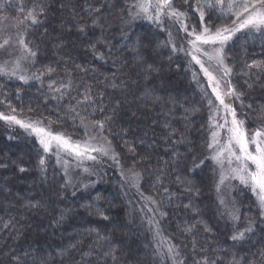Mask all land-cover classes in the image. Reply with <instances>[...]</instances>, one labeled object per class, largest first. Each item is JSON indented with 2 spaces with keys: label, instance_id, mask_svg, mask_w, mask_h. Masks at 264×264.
I'll use <instances>...</instances> for the list:
<instances>
[{
  "label": "trees",
  "instance_id": "trees-1",
  "mask_svg": "<svg viewBox=\"0 0 264 264\" xmlns=\"http://www.w3.org/2000/svg\"><path fill=\"white\" fill-rule=\"evenodd\" d=\"M43 3L47 16L39 17L42 23L31 27L27 33L31 47L39 53L31 63V70L36 73L52 66L56 72L51 80L47 76L42 78L43 87L40 81L24 84L15 77L0 74V101H3L0 113L12 114L7 107L10 103L18 117L42 119L45 125L52 121L54 130L78 138L83 135L79 119L74 121L67 110L69 105L76 106L78 100H83L87 87L90 86L96 103L106 105L109 111L120 101L122 107L110 131H105L104 135L120 153L124 169H132L134 160L151 154L150 164L137 163L134 170L141 174L143 193L153 197L161 211L168 213L163 219L164 228L172 243L179 246L181 259L193 264L194 260L207 255L220 257L227 264L233 254L251 256L252 252L258 253L264 247V232L259 227L256 237L241 247L230 239L233 228L225 227L224 220L218 217L212 162L207 160L203 169H198L194 175L188 172L194 156L198 158L197 163L207 157V112L185 59L171 54L168 48H156L167 39L166 33L154 35L157 30L140 21L127 34L130 39L121 38L119 22L128 10L126 0H43ZM0 4L6 6L0 10V16L15 18L19 5L31 8L33 0H0ZM176 6L180 7V0H176ZM89 8L101 10L89 12ZM215 17L214 13L216 24L230 23ZM93 20H98L103 29L93 27ZM196 22V19L191 21ZM82 26H87L84 31L80 30ZM149 35L154 36L152 47L146 52L141 48L144 63L137 64L131 50L139 38ZM238 36L227 49L228 63L235 68L233 84L244 94L246 106L252 105L251 110L246 107L245 113L250 118L246 127L252 129L259 126L256 118L264 119V80L256 81V70L251 78L245 75L243 66L252 60H264V36ZM92 44L97 45L96 52L102 53L103 59L94 55ZM57 45L62 47L57 48ZM148 65L154 69L151 74L147 72ZM77 66L90 71H72ZM114 76L117 77L115 81ZM69 80L72 87L66 91L63 101L52 99L48 84ZM113 83L118 87L113 88ZM249 84L253 86L250 88ZM83 109V104L77 107L80 114L86 116ZM91 110L87 108V112ZM100 118L99 115L95 117ZM122 130H127L128 134L123 135ZM182 139L184 143H176ZM141 140H144L143 146H140ZM125 141L136 146L138 155L128 153ZM174 154L181 157L178 164L173 162ZM40 155L43 152L35 141L8 130L0 120V264H9V253L23 257L26 251L30 258H38L37 264L41 256L49 258L53 264H154L153 245L126 218L128 207L119 189L124 184L119 182L117 174H106L104 181L74 196L68 188L61 189L65 180L52 157L48 158L46 177L41 174L38 169ZM21 167L26 171L20 172ZM157 174L162 175V186H154ZM188 182L199 189V195L185 191ZM165 187L169 193L163 191ZM169 194L173 195L171 202ZM234 199L243 213V221L252 219L259 223L258 204L252 194L241 187L236 190ZM37 201L43 206H29ZM189 203L199 215L184 208ZM97 204L101 207L97 208ZM100 212L109 219L102 220ZM61 215L64 219L57 224ZM5 224L11 227L5 229ZM193 224L197 225L195 234L183 233L185 227ZM205 225L212 228V232L206 234ZM244 226L240 224L241 228ZM17 235H20L18 240L14 239ZM97 241L106 251L114 252L117 259L113 261L111 256L105 259L96 255ZM194 241L198 244L195 253L199 255L193 252ZM77 242L78 247L70 256L61 257V252ZM155 264H159L157 258Z\"/></svg>",
  "mask_w": 264,
  "mask_h": 264
},
{
  "label": "snow or ice",
  "instance_id": "snow-or-ice-1",
  "mask_svg": "<svg viewBox=\"0 0 264 264\" xmlns=\"http://www.w3.org/2000/svg\"><path fill=\"white\" fill-rule=\"evenodd\" d=\"M127 3V0H126ZM6 7L0 4V10ZM27 5L21 4L17 8L18 15L15 18L0 16V52H6L10 59L4 60L0 63V74L9 75L15 77L27 84L30 80H36L41 82L43 87V77H48L51 80V75L56 72V69L52 66L46 67L43 71L27 74L23 70V64L32 61L35 62L38 56V51H34L31 47V42L27 40V33L33 26H39L42 21L39 17L47 16V7L43 3V0H33L31 8H27ZM128 15L132 20H145L157 31L154 35H160L167 32V39L156 45V48H168L171 54L184 53L185 56L190 57V63L198 65L200 72L207 78L208 86L211 88V94L215 97V101L208 99L209 108L212 113L209 116L210 122V137L207 143V149L210 155L204 159H200L197 163V157H193L192 166L188 169L190 174H195L199 169L202 170L207 160H211L215 168L213 169L214 175H217L215 181V190L217 193L218 209L217 215L220 219L224 220L225 227L231 226L233 228V235L231 241L233 244H239L241 247L253 237H256V228L259 227L261 232H264V119L256 118L258 127L255 131H249L246 127V122L250 119L247 114L245 118H239L237 109L234 106L235 101H240L241 107H245L243 104V93L237 91L235 85L232 83V77L235 74V68L228 63L229 57L227 55V49L231 43L238 39V34L251 35L259 33L264 36V0H180V7L176 6V0H133V3L128 5ZM183 9V10H181ZM99 8H89V12H100ZM216 14L215 19L229 20L230 23L216 24L213 19V14ZM193 19H196L195 24L191 23ZM11 20V23H4ZM93 27H101L103 25L98 20H93ZM82 26L81 31L85 30ZM172 27H175L177 33H183L182 43L177 45L175 42ZM11 29V31H10ZM46 34V33H45ZM125 38L130 39L127 34H124ZM153 35L141 37L137 40L136 45L132 48V52L136 56V63H144V57L140 55V50L143 48L145 52L152 47ZM143 42V43H141ZM99 43V42H98ZM57 48L62 45H57ZM96 44H92V51L94 55L99 59H103L102 53L96 52ZM14 57V58H12ZM246 71L245 75L251 78L253 70L257 71L256 81L264 80V60L257 61L252 60L243 66ZM81 72H88L90 69L77 66V69ZM154 71L152 65H148L147 72L151 74ZM70 74V73H69ZM148 76H145L147 79ZM113 81L117 77L112 78ZM195 79V74H194ZM59 84V87H56ZM113 88L118 87L117 84L111 85ZM253 85L249 84L251 88ZM72 81L67 83L61 81H51L48 84V90L52 94V99L57 102L63 101L67 90L71 89ZM58 94V95H57ZM207 95V93H205ZM215 102H218L215 103ZM3 103V101H0ZM84 105V111L86 116H82L80 111L77 110L79 105ZM11 109L12 114L0 113V120L5 121L8 125H18L24 129L30 136H35L38 145L42 149L43 155H40L38 160V169L42 175L46 177L48 158L51 155L56 157V165L60 166L64 172L65 183L61 185V189H66L72 183L70 178V168L72 164L75 167H81L86 161L99 162L103 158H108L113 161L117 167H121V155L116 151L111 140L104 135L105 131H110L111 125L117 116L118 110L122 107V103H117L109 111L108 107L103 104H97L95 99L91 95L90 86L86 88L83 93V100H78L76 106L69 105L68 113L73 117V120L79 119V127L84 131V137L74 140L70 135L62 131H56L52 127V121H48L47 125L44 124L42 119L37 120H25L18 118L15 114L16 109L9 103L7 105ZM91 107V112H87V108ZM251 110L252 105L246 106ZM31 111V109H29ZM223 112V123H217L219 113ZM107 113V115H105ZM99 115L100 119H95ZM135 116V113H133ZM87 117H91L88 119ZM230 117V119H229ZM167 126V125H166ZM218 130H223V135ZM123 135H127V130H122ZM177 141L176 143H184ZM144 145V140L140 141V146ZM124 147L127 148L128 153L133 156L138 155L136 146L133 143L125 141ZM68 157V159H65ZM181 160L179 154H174L173 162L178 164ZM150 164L151 154L141 157L139 161H133V168L129 170L131 173L130 179L134 186H138L141 174L136 172L135 165ZM84 172H89V168H84ZM148 169H145L147 171ZM20 172H25L26 169L21 167ZM125 173L121 168V177L123 178ZM179 180V177H178ZM239 181V183L246 188H250L251 191L256 194L258 201V211L260 213L256 220L249 219L246 222L243 221V213L241 209L235 206L234 201L226 200L222 195L225 188L228 187L232 181ZM183 183V182H182ZM155 184L163 185V178L161 174L156 175ZM81 187L87 189L90 185H81ZM165 193H169L168 188H163ZM188 193L195 192L199 195V189L195 188L190 182L187 183L185 189ZM75 196V192H73ZM173 198L172 194H169V202ZM97 197V201H99ZM145 199L151 200V197ZM152 203H157L152 200ZM32 208H40L43 205L37 201L36 203L29 205ZM101 207L97 204V208ZM185 209H192V211L199 215V212L193 207L191 203L184 205ZM159 211V205L157 206ZM150 211H152L150 209ZM168 213L159 211L160 219L166 218ZM102 220H108L103 212L99 213ZM64 216L61 215L56 221L57 224L61 223ZM159 220L153 223L152 219H149V224L153 225L155 229V235H160ZM244 223L243 228L240 224ZM10 224H5L4 228L9 229ZM197 225H189L183 229V233L195 234ZM204 232H212V228L207 225L204 226ZM20 235L14 237L19 239ZM207 238V237H205ZM255 241L252 247H255ZM78 243H73L69 246V249H65L61 252V257L65 254L71 255L72 251L76 250ZM198 244L194 241L192 248L193 252L197 249ZM2 251V249H0ZM30 251H40V249H30ZM92 250L90 249V252ZM251 251V249H250ZM154 264L156 258L162 261V264H187V260L179 259L180 252L179 246L174 244H168L164 251L160 250V245L157 244L154 248ZM96 255H102L103 258L109 256L113 261L117 259L114 252H109L104 249L103 244H99L97 241ZM199 255V253H195ZM87 255V254H86ZM37 264L38 258L35 256L29 257V252H25L23 257L15 254V252L9 253V264ZM83 259V257H82ZM39 264H53V262L47 258L41 256L39 258ZM193 264H224L222 258H209L207 255L203 256L199 260H194ZM227 264H264V247H261L257 252H252L251 256L244 254L241 256H233L227 261Z\"/></svg>",
  "mask_w": 264,
  "mask_h": 264
},
{
  "label": "rangeland",
  "instance_id": "rangeland-1",
  "mask_svg": "<svg viewBox=\"0 0 264 264\" xmlns=\"http://www.w3.org/2000/svg\"><path fill=\"white\" fill-rule=\"evenodd\" d=\"M132 3H133V0L128 1L127 7H128V5H130ZM128 11H129V8H128L127 12L125 13L124 17H122L120 22H119V31H120V37L121 38H124L125 37L124 34L125 33L128 34L130 32V29L134 25H136V23H138L140 21H145L142 19L132 20L131 17L128 15ZM145 22H147V21H145ZM4 23L10 24L11 20L5 21ZM171 30L173 32V36H174V39H175V42L177 43V45L182 43L183 33H177L175 27H172ZM10 31H11V29H10ZM165 33H166V37H167V32H165ZM257 34H259V33H254V34H251L250 36L254 38V36H256ZM238 35H243V34H238ZM176 54H178L180 57L185 59V65H187V68H188L189 74L192 78V81L194 83V86L204 101L205 111L207 112L206 135L208 136V141H209L210 123H213V122H210V120H209V116L212 113V110L209 108L208 99H212L213 101H215V97L212 96L211 88L208 86L207 78L204 77L202 72H200L199 66L190 63V57L185 56L184 53L181 52V53H176ZM12 58H14V57H12ZM8 59H10V57L8 56V54L6 52H0V63H2L4 60H8ZM31 63H32V61H28V62L23 64V70L27 74L33 73L31 70ZM194 74H195V79H194ZM1 75H5V74H1ZM6 76H9V75H6ZM31 81H33V80H30L29 82H31ZM232 83H233V77H232ZM235 87H236L237 91L240 92L238 87L237 86H235ZM205 93H207V95H205ZM242 100H243V104L245 107H241L240 101H235L234 106L237 109V113L239 115V118L244 119L245 113L247 112V110H246L245 101L243 98H242ZM215 103L218 104V102H215ZM223 115L224 114L221 111L219 113L220 118H218L214 122L223 123L224 122L222 119ZM18 118L25 119V120H37V119L29 117V116H27V117L23 116V117H18ZM229 119H230V117H229ZM1 121L7 126L8 130H11V131L14 130L20 136H23L24 138H26L30 141H35V143L38 145V142H37L35 136H30L27 132H25L24 129L20 128L18 125H11L10 126L5 121H3V120H1ZM257 127L258 126L253 127L252 129H248V130L249 131H255V129ZM82 131H83V129H82ZM218 131L221 132V135L224 134L223 130H218ZM83 137H84V131H83L82 136H80L78 138H75V137H72V138L74 140H76V139H81ZM38 147L40 148L39 145H38ZM209 155H210V152H209V150H207V156H209ZM50 157H52L54 165L56 166L58 171L64 177L63 169L60 166L56 165L55 155H51ZM65 159H68V157H65ZM212 164H213V167L215 168V165L213 162H212ZM84 168H89L90 171L84 172V170H83ZM121 168L123 169V171L125 173V176L123 178L121 177ZM110 172L117 174V177L120 179L119 182L124 184L123 187L119 186V189H120L122 198L128 207L127 212H126V218L129 219V221L131 222L133 227L136 228L142 234V236L145 239H147L150 242V244L153 245L154 248L157 244H159L161 251H164V249H166L168 244H174V243H172V240L170 239L167 231L164 228L163 219H160V217H159V211H161V209L159 208V211L156 210L158 203H152V200L155 201V199L153 197L147 195L146 193H143V191L141 190L140 182H139L138 186L133 185L132 180L129 178L131 173L129 172L128 169H124L122 166L117 167L111 159L103 158L101 161L95 162V163L92 161H86L79 168L75 167V164L73 163L71 168H70V178H71L72 183L67 188L69 189V191H71V193L75 192V194L88 191V190L92 189L95 185H98L100 182L104 181V176L106 174H109ZM214 179L216 181L217 175L214 176ZM81 185H90V187L85 189V188L81 187ZM241 187L246 189L248 191V193L252 194L256 203L258 204L256 194H254L250 188H246L245 186L241 185L238 180L232 181L231 184L225 188L222 195L225 197L226 200H230V201L235 202L234 194H235L236 190L238 188H241ZM214 189H215V185H214ZM215 194H216V198H217L216 190H215ZM146 197H151L152 199L151 200L145 199ZM215 204L218 207V201ZM235 206L237 208H239L236 204H235ZM150 209L152 211H150ZM149 219H152L153 223H155L156 220L160 221L159 222V228L161 230L160 235H155V229H154L153 225L149 224ZM179 259H181V255H180ZM158 262H159V264H162V261H160V259H158ZM168 264H171V262L169 261Z\"/></svg>",
  "mask_w": 264,
  "mask_h": 264
},
{
  "label": "bare ground",
  "instance_id": "bare-ground-1",
  "mask_svg": "<svg viewBox=\"0 0 264 264\" xmlns=\"http://www.w3.org/2000/svg\"><path fill=\"white\" fill-rule=\"evenodd\" d=\"M159 258H157V260H158Z\"/></svg>",
  "mask_w": 264,
  "mask_h": 264
}]
</instances>
